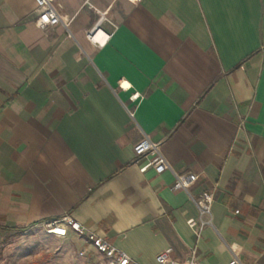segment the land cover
Segmentation results:
<instances>
[{
  "label": "crops",
  "instance_id": "1",
  "mask_svg": "<svg viewBox=\"0 0 264 264\" xmlns=\"http://www.w3.org/2000/svg\"><path fill=\"white\" fill-rule=\"evenodd\" d=\"M55 7L67 29L0 0V240L70 215L139 264L169 248L264 264V0ZM96 25L104 44L86 36ZM144 136L171 170L139 172ZM173 173L197 179L173 191ZM202 191L211 225L196 237Z\"/></svg>",
  "mask_w": 264,
  "mask_h": 264
},
{
  "label": "built area",
  "instance_id": "2",
  "mask_svg": "<svg viewBox=\"0 0 264 264\" xmlns=\"http://www.w3.org/2000/svg\"><path fill=\"white\" fill-rule=\"evenodd\" d=\"M35 24L39 29H47L62 24L66 29L68 22L61 20L55 7V0H33ZM100 21V20H99ZM98 25V24H97ZM97 25L88 33L87 38L97 40L99 44H104L109 35H104ZM100 36L99 39H96ZM140 95L135 93L131 96L136 100ZM132 116V113H130ZM135 160L141 161L139 172L144 173L151 168L155 174H161L166 170H171L167 160L162 155L158 144L152 142L144 136L133 146ZM174 181L170 187L171 190H184L188 192L191 185L196 181L197 176L191 173H173ZM197 209V221L189 224L196 237H199L201 231L211 225V205L213 202L212 195L207 191H202L197 197L190 196ZM40 227L46 234L57 238H66L69 234H75L82 237L89 243L99 254L107 261V264H139L132 260L124 251L114 247L106 239L98 236L95 232L88 230L84 225L76 221L70 215L46 220L41 223ZM171 249H166L155 257V264H198L195 257V250L190 251L188 261L180 263L170 258ZM229 264H241L234 256Z\"/></svg>",
  "mask_w": 264,
  "mask_h": 264
},
{
  "label": "rangeland",
  "instance_id": "3",
  "mask_svg": "<svg viewBox=\"0 0 264 264\" xmlns=\"http://www.w3.org/2000/svg\"><path fill=\"white\" fill-rule=\"evenodd\" d=\"M0 264H107L82 237L57 238L40 227L8 230L0 240Z\"/></svg>",
  "mask_w": 264,
  "mask_h": 264
},
{
  "label": "bare ground",
  "instance_id": "4",
  "mask_svg": "<svg viewBox=\"0 0 264 264\" xmlns=\"http://www.w3.org/2000/svg\"><path fill=\"white\" fill-rule=\"evenodd\" d=\"M100 38V36H97V38L96 39H99Z\"/></svg>",
  "mask_w": 264,
  "mask_h": 264
}]
</instances>
